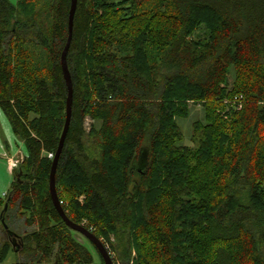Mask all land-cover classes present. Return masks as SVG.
Instances as JSON below:
<instances>
[{
    "label": "trees",
    "instance_id": "1",
    "mask_svg": "<svg viewBox=\"0 0 264 264\" xmlns=\"http://www.w3.org/2000/svg\"><path fill=\"white\" fill-rule=\"evenodd\" d=\"M70 2L0 0V107L26 148L4 213L29 229L12 264H105L49 191ZM66 62L56 192L113 264H264V0H77ZM191 102L193 146L176 120ZM9 250L0 234V261Z\"/></svg>",
    "mask_w": 264,
    "mask_h": 264
},
{
    "label": "rangeland",
    "instance_id": "2",
    "mask_svg": "<svg viewBox=\"0 0 264 264\" xmlns=\"http://www.w3.org/2000/svg\"><path fill=\"white\" fill-rule=\"evenodd\" d=\"M11 2H15V0H10ZM234 79L233 73L231 72L228 76L229 84L232 83ZM240 97V101L238 103H235L230 101V99H224V103L229 105H234L235 108L239 109L241 108V95H238ZM230 102V103H229ZM227 109V108H226ZM228 110V109H227ZM204 118V109L201 103H189V114L187 117H178L177 123L180 127L181 133H182V139L179 142L183 145H190L193 146L194 143L192 142V123L195 120H202ZM100 125L99 120H92L91 118L87 117L84 122L85 128L88 130L91 126L98 127ZM19 154V156H18ZM23 155H26V148L24 145V142L20 140L12 131L10 122L8 121L6 115L3 113L1 107H0V213L3 210V206L6 203L7 196L10 193L11 183L14 179V172L13 169L17 166H19V163L23 159ZM19 175V174H18ZM84 198L83 195L79 196V200H82ZM22 210L19 212L20 215H12L9 219L8 217L5 218V223H9L13 229V231L19 235L23 234L24 231H26L28 228L24 227L22 218ZM80 225L84 226L86 228V223L82 222ZM14 227V228H13ZM90 228V227H89ZM29 230V229H28ZM90 232L91 229H88ZM93 233V232H92ZM0 234L1 238L7 241L10 244V250L8 254L6 255L5 259L0 261V264H12L15 260L20 257L19 253H17L18 250L21 249V245L15 244L13 246L11 242V238L9 234L4 230L3 226L0 224ZM73 236L76 238L77 241L84 244L92 253L93 258L96 262L100 261L99 253H97L96 248L93 246L94 244L87 239L84 235H82L80 232L73 230ZM94 234V233H93ZM95 235V234H94ZM97 236V235H96ZM98 237V236H97ZM99 238V237H98ZM99 240L102 242L101 238ZM105 243V242H104ZM103 244V242H102ZM104 245V244H103ZM105 247V245H104ZM106 248V247H105ZM16 249V250H15ZM107 250V248H106ZM108 252V250H107ZM109 253V252H108ZM110 255V254H109ZM113 262V261H112Z\"/></svg>",
    "mask_w": 264,
    "mask_h": 264
},
{
    "label": "water",
    "instance_id": "3",
    "mask_svg": "<svg viewBox=\"0 0 264 264\" xmlns=\"http://www.w3.org/2000/svg\"><path fill=\"white\" fill-rule=\"evenodd\" d=\"M76 4H77V0H71L70 8H69V16H68L69 36H68V40L66 42L65 48H64L62 55H61L62 72H63V77H64V80H65V83H66V86L68 89V96H67V100H66V114H65L64 126H63V130L61 133L59 146H58L57 151L53 157L52 164H51V170L49 173V191H50L53 203L56 206V208L58 209V211H59L61 217L63 218L64 222L72 230H76V231L80 232L82 235H84L87 239H89L94 244L97 251L102 256L105 264H113L111 256L109 255V253L107 252L106 248L104 247L102 242L99 240V238L96 235H94L92 232H90L87 228H85L84 226L77 224L68 218V216L65 214V212L63 211V209L59 203L57 192H56V187H55V171H56L57 161H58L61 149H62L64 138L66 136V133H67V130L69 127L70 116H71L72 82H71V77H70L69 70L67 67L66 52L68 50L69 42H70V38H71L73 17H74V13H75ZM18 156H19V154H18ZM6 208H7V203H5V205L3 206V210L0 213V222L2 223L4 228H7V225L4 222V213H5ZM17 236L18 235L16 233H14V237H17Z\"/></svg>",
    "mask_w": 264,
    "mask_h": 264
},
{
    "label": "flooded vegetation",
    "instance_id": "4",
    "mask_svg": "<svg viewBox=\"0 0 264 264\" xmlns=\"http://www.w3.org/2000/svg\"><path fill=\"white\" fill-rule=\"evenodd\" d=\"M6 209H7V208H6ZM4 222H5V214H4ZM0 223H1V222H0ZM1 226H3L2 223H1ZM3 228H4V227H3ZM4 230L9 234L13 246H14L15 244H17V240L19 241L18 244H20V245L22 246V237H23L22 234L19 235V234L16 233L19 237H18V236H17V237H14V233H15V232H14L12 229L4 228Z\"/></svg>",
    "mask_w": 264,
    "mask_h": 264
},
{
    "label": "built area",
    "instance_id": "5",
    "mask_svg": "<svg viewBox=\"0 0 264 264\" xmlns=\"http://www.w3.org/2000/svg\"><path fill=\"white\" fill-rule=\"evenodd\" d=\"M239 99H240L239 96H235V97H234V102H235V103H238V102L240 101ZM52 156H53L52 153H49V154H48V157H52Z\"/></svg>",
    "mask_w": 264,
    "mask_h": 264
}]
</instances>
